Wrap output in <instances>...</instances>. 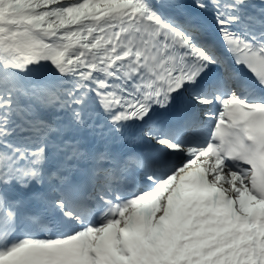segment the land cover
Wrapping results in <instances>:
<instances>
[{
  "label": "snow or ice",
  "instance_id": "6c2138e0",
  "mask_svg": "<svg viewBox=\"0 0 264 264\" xmlns=\"http://www.w3.org/2000/svg\"><path fill=\"white\" fill-rule=\"evenodd\" d=\"M0 264H264V0H0Z\"/></svg>",
  "mask_w": 264,
  "mask_h": 264
}]
</instances>
